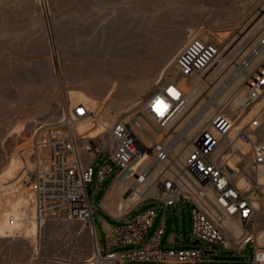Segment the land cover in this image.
<instances>
[{
  "label": "rangeland",
  "instance_id": "obj_1",
  "mask_svg": "<svg viewBox=\"0 0 264 264\" xmlns=\"http://www.w3.org/2000/svg\"><path fill=\"white\" fill-rule=\"evenodd\" d=\"M198 31L221 48V65L211 66L207 80L223 72L229 74L234 62L264 33V0H0V264H94L90 260L96 259L92 258L96 241L100 249L109 250L106 232L120 223L115 218L155 207L157 217L151 232L162 223L160 204L127 199L125 188L111 184L114 175L96 194L94 225L71 219L64 210L13 229L9 218L29 213L22 193L33 166L37 128L62 119L69 108L82 102L94 112V125L81 124L78 132L96 137L101 151L109 155L113 149L110 128L120 118H146L139 112L140 105L161 81L180 78L175 58ZM263 61L264 49L249 71ZM241 82L242 77L235 80L222 99L233 94ZM196 85L200 92L206 89L202 79ZM215 88L208 93L213 94ZM244 97L239 93L233 106H239ZM205 102L201 95L195 98L172 131L185 127ZM212 114L207 113L188 137L206 125ZM172 131L167 141L173 139ZM234 148L239 155L247 152L238 143ZM175 149L173 161L182 168L187 150L182 151L180 142ZM224 149L225 143L218 153ZM246 166L247 157L241 177L247 186L256 187L258 203L256 219L247 231L262 232L264 185L254 182ZM89 194L92 198L91 185ZM166 217L163 242L174 238L178 248L201 250L202 260L196 264H251V249L238 247L245 232L238 219L229 218L221 225L227 238L222 246L192 238L188 198L171 207Z\"/></svg>",
  "mask_w": 264,
  "mask_h": 264
},
{
  "label": "built area",
  "instance_id": "obj_2",
  "mask_svg": "<svg viewBox=\"0 0 264 264\" xmlns=\"http://www.w3.org/2000/svg\"><path fill=\"white\" fill-rule=\"evenodd\" d=\"M258 38L244 57L234 62L229 74L223 72L207 80L211 66L221 65V48L204 32H194L174 61L180 78L161 81L140 105L139 112L146 117L143 122L136 116L120 118L113 124L109 130L113 149L107 156L96 137L78 132L81 124L94 125V112L82 102L69 108L62 119L37 128L32 143L33 166L22 193L29 213L21 218L13 214L9 218L12 229L20 223L42 221L43 216L59 210L84 225H94V199L100 186L114 175L111 184L125 188L127 198L143 187L139 199L158 202L164 217L151 232L157 217L155 207L135 216L134 212L123 215L121 222L106 232L107 252L96 241L98 264L151 260L196 264L202 260L199 249L162 245L168 210L184 204L187 198L192 204V238L225 246L227 238L221 225L226 219L236 218L245 230L238 240L239 249H251V264H264V231H247L257 216L256 187L240 184L241 165L247 157V171L254 175L258 186L264 185L259 180L260 175L264 176V61L249 71L264 49V33ZM240 77L237 90L222 99ZM183 78L187 79L185 85L181 84ZM198 79L205 81L206 89H201L200 95L206 102L184 131L175 132L167 141L179 119L191 108L192 87L197 86ZM214 88L210 95L208 92ZM241 92L245 97L234 107ZM217 101L222 105L219 110L213 108ZM228 109L232 110L230 114L225 112ZM210 111L213 114L206 125L188 137ZM175 141L182 144V151L187 150L182 168L173 161ZM224 143V151L218 153ZM234 143L246 147L247 152L237 154Z\"/></svg>",
  "mask_w": 264,
  "mask_h": 264
},
{
  "label": "bare ground",
  "instance_id": "obj_3",
  "mask_svg": "<svg viewBox=\"0 0 264 264\" xmlns=\"http://www.w3.org/2000/svg\"><path fill=\"white\" fill-rule=\"evenodd\" d=\"M183 48V47H182ZM181 48V49H182ZM180 49V50H181ZM135 63V62H134ZM123 67V66H122ZM168 68V66L165 68V70ZM117 71V70H116ZM124 71V70H123ZM127 71V70H126ZM128 72V71H127ZM121 73H122V71H121ZM113 74V73H112ZM120 82V81H119ZM104 83V82H103ZM181 84L182 85H185V84H187V79L186 78H183L182 80H181ZM201 94V92L199 91V89L197 88V86L196 87H192V92H191V103L192 102H194V99L195 98H198L199 97V95ZM243 94V93H242ZM224 95V94H223ZM222 95V96H223ZM221 107H222V105L221 104H219V101H217V103H214L213 104V108L214 109H217V110H219V109H221ZM181 119V118H180ZM180 119H179V121H180ZM246 120V119H245ZM244 120V121H245ZM178 121V122H179ZM177 122V123H178ZM103 128H104V125L102 126ZM186 127V126H185ZM185 127H183L182 129H183V131H184V129H185ZM181 129V130H182ZM180 131V130H179ZM173 132V131H172ZM175 132H177V131H175ZM175 132H173V133H175ZM178 143L179 142H177V141H175V144H174V146L176 147V145H178ZM156 173H157V171H155V172H153V176L154 175H156ZM260 183H264V176L263 175H260ZM240 184L242 185V186H247V181H246V179L244 178V177H241V181H240ZM141 189H143V187H140V190H138V191H136L135 192V194L133 195V196H130L129 198H127V199H132V200H138L139 198H140V193H139V191H141ZM258 203H256V205H257ZM258 207V206H257ZM227 220V219H226ZM92 258H96L94 261L93 260H90L91 262H93V263H95V264H98V256L95 254V252H94V256L92 257Z\"/></svg>",
  "mask_w": 264,
  "mask_h": 264
},
{
  "label": "crops",
  "instance_id": "obj_4",
  "mask_svg": "<svg viewBox=\"0 0 264 264\" xmlns=\"http://www.w3.org/2000/svg\"><path fill=\"white\" fill-rule=\"evenodd\" d=\"M113 218H115V217L113 216ZM115 219H117V220H119L121 222V216L118 217V218H115ZM113 227H115V226H112V227L108 228V231L111 230ZM164 237H165V234H164L163 239H162V245L163 246H167V247H176L177 246V240H175L174 238L173 239L171 238L169 241L163 242L164 241Z\"/></svg>",
  "mask_w": 264,
  "mask_h": 264
}]
</instances>
